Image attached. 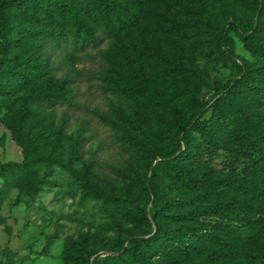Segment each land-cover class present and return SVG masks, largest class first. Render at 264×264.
<instances>
[{
  "label": "rangeland",
  "instance_id": "374dc122",
  "mask_svg": "<svg viewBox=\"0 0 264 264\" xmlns=\"http://www.w3.org/2000/svg\"><path fill=\"white\" fill-rule=\"evenodd\" d=\"M128 2L131 6L113 19L117 27L113 39L76 56L59 77L71 81L62 89L72 87L81 105L65 129H60L58 119L46 141L26 140L28 127L19 95L0 94V264H226L233 261L228 256L241 264H264V245H211L208 251L222 254L218 258L186 256L152 240L157 223L186 230L213 218L202 214L180 218L183 209L199 208L198 202L179 176L157 165L160 158L152 151L163 150L165 158L183 152L187 130L194 155L181 161L220 189L226 213L235 202L237 211L264 217V201L233 196L221 185L222 177L242 174L246 158L207 148L197 131L189 129L210 115L215 100L238 75L240 58L252 67L264 63V0ZM189 18L200 21L197 27L171 26ZM255 25L261 27L249 37ZM3 34L0 28V50ZM253 42L262 47L260 53L249 50ZM109 56L120 63L116 74L85 75ZM260 78L264 81V74ZM3 81L0 73V84ZM223 108L231 114L240 111L255 134L264 135V106L232 94ZM183 118L191 119L185 130L177 123ZM83 131L89 140L80 148ZM17 134L40 155L37 162L23 164ZM30 135L38 138L36 132ZM131 136L139 144L131 143ZM11 177H19L21 184L10 186ZM152 187L176 198L163 215L151 212L157 200ZM94 190L103 193L98 196ZM158 203L163 200L158 198ZM132 207L146 209L140 223L124 219ZM131 237L146 241L134 245V253L114 250ZM69 242H83L74 247H85L92 254L80 263L69 260L73 251Z\"/></svg>",
  "mask_w": 264,
  "mask_h": 264
},
{
  "label": "trees",
  "instance_id": "16d2710c",
  "mask_svg": "<svg viewBox=\"0 0 264 264\" xmlns=\"http://www.w3.org/2000/svg\"><path fill=\"white\" fill-rule=\"evenodd\" d=\"M128 0H3L0 2V28L3 29L0 50V73L4 76L0 84V94L5 97L19 95L18 103L22 110V117L27 124L28 138L32 141H46L56 127L59 119L60 129L69 124L72 113L81 110L77 94L70 87L62 89V85H69L71 81L59 79L62 73L68 72L73 59L81 53L100 47L105 41L112 40L117 32L113 19L123 11ZM198 19H185L174 22L171 26L181 28L197 27ZM260 25V24H259ZM249 30V37H253L257 27ZM262 47L257 43H250L249 50L260 53ZM241 69L226 91L215 100V107L205 119H197L191 128L200 135L203 144L211 149L231 151L237 157L248 161L241 175L231 174L220 179L221 185L233 192V196H251L260 202L264 201V135H256L244 114L240 111L228 113L223 106L227 97L240 94L258 106H264V81L260 75L264 74V63L252 67L244 58H240ZM120 63L116 56L100 59L97 66L85 72L88 78L96 75L116 74ZM58 82L55 87L54 82ZM38 86V89H36ZM35 88V89H34ZM133 94V93H132ZM191 119L177 120L181 130H185ZM37 133L32 138L30 134ZM85 131L79 133L78 144L89 140ZM22 146L24 165H30L39 160L40 155L34 153L30 142L18 136ZM139 144L133 136L129 137ZM186 149L172 158L163 150L153 147V154L160 159L157 165L172 170L179 176L182 186L197 200L199 208L183 209L179 216L184 220L193 219L196 215H211L213 218L206 224L173 229L163 223H157L152 234V240L163 249L173 250L186 256H200L208 254L217 256L218 252L208 251L211 245H264V217L251 215L246 210L237 211V203L233 202L230 213H226L221 203L217 189L211 182L193 173L182 159L194 155L191 149V135L187 130L184 135ZM10 186H19L21 179L11 177ZM89 189L85 190L86 194ZM95 191L98 196L102 191ZM151 193L157 198L153 201L151 212L153 216L163 215V211L171 209L176 201L170 193H160L154 187ZM148 194V193H147ZM107 195V194H104ZM158 198L163 200L159 205ZM149 200V196H147ZM202 208V209H201ZM201 209V211H197ZM145 208H130L124 215L129 223H140L145 218ZM146 238L131 237L115 246V251L134 253V245L144 242ZM73 245L72 253H68L69 260L77 263L87 260L92 251H86L83 242H69ZM222 254L218 255V258ZM226 264H241L228 256ZM107 264V262L105 263Z\"/></svg>",
  "mask_w": 264,
  "mask_h": 264
}]
</instances>
